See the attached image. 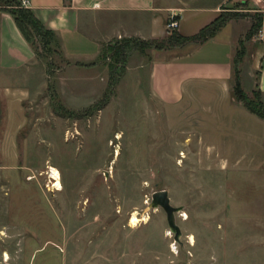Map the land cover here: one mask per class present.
<instances>
[{
	"label": "rangeland",
	"instance_id": "rangeland-1",
	"mask_svg": "<svg viewBox=\"0 0 264 264\" xmlns=\"http://www.w3.org/2000/svg\"><path fill=\"white\" fill-rule=\"evenodd\" d=\"M244 1L219 14L228 25L217 39L244 42L240 76L253 98L262 37ZM34 38L37 61L12 76L25 92L0 95V264H264V120L235 99V76L228 95L206 81L166 106L151 91V66L180 45H130L111 71V57L80 66L92 60L76 44L63 49L56 34L43 49ZM124 39L153 40L103 44ZM162 189L178 208L175 228L152 206Z\"/></svg>",
	"mask_w": 264,
	"mask_h": 264
},
{
	"label": "crops",
	"instance_id": "crops-1",
	"mask_svg": "<svg viewBox=\"0 0 264 264\" xmlns=\"http://www.w3.org/2000/svg\"><path fill=\"white\" fill-rule=\"evenodd\" d=\"M249 1L251 11L263 14L260 29L262 35L260 30L258 31L262 41L256 45L251 73L254 75V71L259 68L256 84L264 94V0ZM28 2L29 7L44 25L54 30L60 37L63 49L76 44L77 55L81 57L87 55L92 60L79 62L89 64L80 66L94 67L92 65L100 56L102 57L105 41L122 36L143 39L164 37L168 33L167 21L172 14L180 20L179 31L185 29L198 32L215 20L232 0H28ZM227 25L205 43L185 44L178 48L181 53L177 56L169 60H156L152 64L151 91L160 102L166 106L181 105L186 95H193L194 88L202 82L218 84L227 95L232 92L236 41L230 38L217 39ZM218 40L221 41L217 42ZM36 61V52L18 27L14 16L0 9V95L3 94L7 98L21 96L20 93L25 91L21 90V87L12 86V76L20 75L22 70ZM42 250L43 248L36 250L32 257L39 256ZM61 257L64 261L63 253Z\"/></svg>",
	"mask_w": 264,
	"mask_h": 264
},
{
	"label": "trees",
	"instance_id": "trees-1",
	"mask_svg": "<svg viewBox=\"0 0 264 264\" xmlns=\"http://www.w3.org/2000/svg\"><path fill=\"white\" fill-rule=\"evenodd\" d=\"M5 6H1L0 9L5 10L11 13L22 31L23 35L33 46L36 54L38 53L34 35L41 39L43 44V49H47L51 42L56 41V33L54 30L47 28L40 18L35 14L32 8L23 7L20 4L19 0H0ZM6 2V3H5ZM248 0L244 1V5ZM8 5H15L14 7H10ZM257 17V27L256 24L253 23L251 27V31L260 30L263 24V14L258 12L256 14ZM226 23L220 21V17H217L210 24L206 25L202 29H200L197 33L193 35H184L179 30H174L173 32H168V36L161 39H153L149 41L144 40H119L113 44H108L105 46V51L103 49L102 58L103 60H107L111 57L113 62L109 63L111 71L118 69L119 64L121 62L127 61V50L130 45H136L139 47L140 45H145L147 43L155 46L156 49L166 50L176 47L177 45L183 46L188 43H193L195 45H200L208 41L217 35V33L225 26ZM256 27V28H255ZM244 42L241 43L240 48L237 49L236 55L234 57V76H235V86L233 90V95L235 99L242 102L243 105L252 113L256 114L260 118L264 119V101L261 98L262 91L256 92L253 98L249 97L244 93L242 87V81L240 76V68L239 63L240 59L243 56ZM140 51L141 48H138ZM38 56V55H37ZM40 56V55H39Z\"/></svg>",
	"mask_w": 264,
	"mask_h": 264
},
{
	"label": "water",
	"instance_id": "water-1",
	"mask_svg": "<svg viewBox=\"0 0 264 264\" xmlns=\"http://www.w3.org/2000/svg\"><path fill=\"white\" fill-rule=\"evenodd\" d=\"M152 206H161L165 209L168 215V220L172 228L176 227L174 221L175 211L178 209L174 207L171 203V198L169 195V191L166 189L158 190L152 195Z\"/></svg>",
	"mask_w": 264,
	"mask_h": 264
},
{
	"label": "bare ground",
	"instance_id": "bare-ground-1",
	"mask_svg": "<svg viewBox=\"0 0 264 264\" xmlns=\"http://www.w3.org/2000/svg\"><path fill=\"white\" fill-rule=\"evenodd\" d=\"M51 170H52V177L55 179V183L54 186H56V188L61 189L63 187L62 185V181H61V171L56 167V166H51ZM140 221V218L134 214L132 216L131 222L136 225L138 224ZM6 259L10 258V255L8 253H6Z\"/></svg>",
	"mask_w": 264,
	"mask_h": 264
},
{
	"label": "built area",
	"instance_id": "built-area-1",
	"mask_svg": "<svg viewBox=\"0 0 264 264\" xmlns=\"http://www.w3.org/2000/svg\"><path fill=\"white\" fill-rule=\"evenodd\" d=\"M24 3H26V0H24ZM179 25H180L179 18L175 14H172L169 17L168 22H167L168 31L173 32L174 30H178ZM259 32H261V35H262V31L260 30Z\"/></svg>",
	"mask_w": 264,
	"mask_h": 264
},
{
	"label": "clouds",
	"instance_id": "clouds-1",
	"mask_svg": "<svg viewBox=\"0 0 264 264\" xmlns=\"http://www.w3.org/2000/svg\"><path fill=\"white\" fill-rule=\"evenodd\" d=\"M169 235H170V233H169Z\"/></svg>",
	"mask_w": 264,
	"mask_h": 264
}]
</instances>
